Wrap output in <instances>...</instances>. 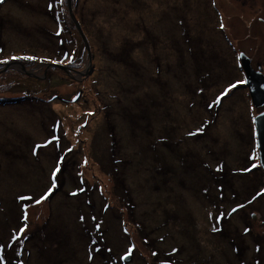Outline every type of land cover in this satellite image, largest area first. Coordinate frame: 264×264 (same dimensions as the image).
I'll list each match as a JSON object with an SVG mask.
<instances>
[{
	"label": "rangeland",
	"instance_id": "1",
	"mask_svg": "<svg viewBox=\"0 0 264 264\" xmlns=\"http://www.w3.org/2000/svg\"><path fill=\"white\" fill-rule=\"evenodd\" d=\"M60 1L0 3L6 76L0 78V249L10 240L13 255L21 257L16 264H124L129 254L126 264H264V173L258 152L256 171H245L244 162L254 146L245 145V136L254 137L256 119L264 114V99L255 105L252 96L264 88L257 77L247 85L240 59L221 43L227 37L235 52L244 48L255 75L264 78V0H65L63 10ZM48 3L60 12L57 29ZM73 17L90 46L84 56ZM69 32L80 48L70 43ZM25 56L37 64L15 58ZM77 65L89 75L80 83L68 76V67ZM18 92L39 100L32 109L6 105ZM58 95L75 97L82 116H62L84 137L68 139L60 129L55 138L46 130L58 117L41 100L61 104ZM86 155L92 165L84 176ZM69 156L73 180L36 204L52 188L57 159ZM78 168L87 178L84 186L73 178ZM234 170L238 175L232 176ZM83 187L86 193L76 194ZM108 203L111 208L101 213ZM46 225L64 231L65 237L48 238L59 241L61 254L30 245L43 239ZM247 225L252 231L243 238ZM224 227L226 235L219 236ZM95 231L110 251L107 260L95 251ZM235 237L245 240L235 242L244 246L242 256L230 241Z\"/></svg>",
	"mask_w": 264,
	"mask_h": 264
},
{
	"label": "trees",
	"instance_id": "2",
	"mask_svg": "<svg viewBox=\"0 0 264 264\" xmlns=\"http://www.w3.org/2000/svg\"><path fill=\"white\" fill-rule=\"evenodd\" d=\"M74 1V0H73ZM76 1V0H75ZM240 8V7H239ZM240 10H241V8H240ZM216 17V19L217 20H219V16H215ZM1 18V17H0ZM1 19H3V18H1ZM217 30H219V31H221V32H223L221 29H219V27L217 26V28L215 29V32H214V34H215V37H216V39H217V36L219 37V39H220V35L217 33ZM226 39V41H227V43H225V42H223L221 39V43H222V46L224 45V46H226V47H228V48H231L232 50H233V55H234V57H235V59H240L239 58V56H240V54H245V55H247V56H249V57H251L250 55H248V53H247V51L244 49V48H241L240 49V51H239V53H237V52H235L234 51V49H233V46H232V43H231V41L226 37L225 38ZM190 41V40H189ZM143 44V41H140V46ZM236 53V54H235ZM252 58V57H251ZM31 63H33V64H37V60H35V59H31V60H29ZM50 63V62H49ZM2 69H3V67H0V78H3V79H5L4 77H6L5 75H3V74H1L2 73ZM158 70H160V67L157 65L156 66V71H157V73H159L158 72ZM243 71V69L241 70V72ZM10 72H12V71H10V70H8L7 71V73H10ZM244 72V71H243ZM21 79L22 80H25V82L28 80V77H25V76H21ZM9 83V85H11V83L10 82H8ZM187 90H188V87H187ZM19 94L17 95L18 97L17 98H15V99H13L12 101H9V102H7L6 103V105H13V103L16 105V106H23V107H29L30 109H32V106H33V104L32 103H35L36 102V100H39V99H37L38 97L36 96V97H30V95L31 94H25V93H20V92H18ZM20 95V96H19ZM203 108H205L207 111H209L210 112V109L212 108V106L210 105V104H207L205 107H203ZM216 110V109H215ZM214 114L213 115H215V112H213ZM45 116H47V118H49V116L48 115H46L45 114ZM162 118H164L163 116H162ZM56 119H58V118H56ZM58 120H60V119H58ZM159 120H161V119H159ZM49 121H50V118H49ZM51 129L54 131V133H55V138H56V135H57V132L59 133L60 132V129H63L62 131H64L63 132V135H65V130H64V128H63V125L62 124H59V123H55V124H53L52 123V125L50 126V128L48 129V128H46V130H49V131H51ZM204 132V135H206V130L205 129H203V131H202V133ZM66 136V135H65ZM55 138H54V140H55ZM238 139H239V137H237ZM55 141H57V140H55ZM244 141V139H240V143L242 144V142ZM57 143L59 144V140L57 141ZM245 145H251V146H253L250 150H249V152H248V154H247V157H246V159L244 160V162H247L248 163V165H247V167L245 168V171H248V170H252V166H253V168L255 169V171L257 170V168L259 167L261 170H262V168H261V165H260V159H259V166L257 165V157H254L255 155H257V152H258V146H257V139H256V133L254 134V137L251 139L250 137H248V136H245ZM237 149H238V147H237ZM73 152V149H69V151H68V154H71ZM258 155H259V152H258ZM86 157H87V155H86ZM71 160V156H69L68 158H65V157H59L58 159H57V166H56V168L57 167H59V169H60V171L58 172V173H56V176H57V179H56V183H57V185H56V187L54 188V189H52L51 190V194L50 195H48V198H53V196L56 194V193H58V191H60L61 189L62 190H65L64 188H65V183H66V181L68 182L70 179L71 180H73L72 178H71V176H72V167H71V165H72V162L70 161ZM256 162V163H255ZM119 162H116V164H118ZM121 163V162H120ZM86 164H87V162H86ZM85 166V165H84ZM83 166V167H84ZM258 166V167H257ZM83 167H82V173H83V175L85 176L86 174H85V170L83 169ZM256 167V168H255ZM55 168V169H56ZM116 168H114V171L116 172V173H118V170H115ZM79 170H80V168H78V171H77V173L76 174H74L73 175V178H75V179H78V183H80L82 186H84L86 183H85V181H86V179L85 178H83L82 176H81V174L79 173ZM55 171V170H54ZM263 171V170H262ZM252 172H253V170H252ZM264 173V172H263ZM248 173H246L245 174V172H243V175H247ZM257 176H256V178H258V179H260V174H256ZM109 176H110V174H109ZM118 180H119V178L117 177V176H113L112 177V182H113V184L116 186V184L118 183ZM121 182V184H122V181H120ZM61 190V191H62ZM49 191V190H48ZM127 194H128V192L127 191H125ZM82 193H86V189L83 187L82 189H79L78 191H77V193L76 194H82ZM108 195V194H107ZM87 196H88V194H87ZM108 197H109V202H113V200H112V197L111 196H109L108 195ZM113 203H115V202H113ZM111 204H106L104 207H103V209H102V211H101V213L103 212H107V210H109L110 208H111ZM80 213V212H79ZM81 213H82V211H81ZM80 213V214H81ZM79 214V215H80ZM93 220L95 221L94 222V224H93V227L95 226V224H96V222H98V220H97V218L96 217H94L93 218ZM222 222H224L225 221V219H223V220H221ZM226 223V222H225ZM77 224L80 226V224L82 225V227L83 228H86V225H85V223H80L78 220H77ZM248 226V228L247 229H249L250 231H243V238L246 236V234H248V232L249 233H251V231H252V227L250 226V225H247ZM218 231H219V235H221V236H224V235H226V232H227V229H226V227H224V228H219V229H217ZM41 232H42V235H43V239L42 240H39V239H33V240H31V242H30V245H33L34 247H36V249L37 250H40V253H46V254H56V255H58V254H61L62 253V251H63V247L60 245V243H59V241H54V240H50L49 241V236L50 235H53L56 239H58L60 236V234H62L64 237H65V234H64V231L62 230V228H57V227H53V226H50V227H48L47 225H46V227L45 228H42L41 229ZM84 232H85V234L88 236V234H90V232H89V228L87 227L85 230H84ZM19 233H21V230H19ZM91 235V234H90ZM125 236H126V238L127 239H129V236L127 235V233H125ZM28 237L29 236H26V239H27V241H29L30 239H28ZM133 240H134V238H133V236H130ZM92 239H93V245H95V246H97V247H95V251L99 254V256L102 258V259H104V260H107L106 258H105V256H106V254H108L107 252H110L109 250H107V251H104V248H102V246H104V245H102V243H101V236L99 235V234H97V231H95V233H93V236L91 237ZM242 237H235V238H231V243L234 245V247H235V249L239 252V254L242 256V249L241 248H244V246H241V248H239L237 245H235V242L237 241V240H239L240 242H241V244H244V242H245V240L243 239ZM47 241V242H46ZM102 245V246H101ZM25 247V250H27L28 249V247L26 246V243H25V240L23 241V243L21 244V248L23 249ZM13 248H15L14 247V245L11 243V241L9 240L8 241V243H7V248H5V250H2V249H0V264H16V263H18V262H20V259H21V257L19 258H16L15 257V255H13ZM111 248V252L113 251L112 250V247H110ZM4 249V248H3ZM11 249H12V251H11ZM180 252V251H179ZM108 255H110V254H108ZM129 255H131V254H129ZM23 256V255H22ZM113 256V255H112ZM131 257H132V255H131ZM118 258V261H121L120 260V258L119 257H117ZM109 260H110V256H109ZM123 260V263L124 264H126V261L124 260V259H122ZM111 261H113V260H111ZM116 261H117V259H116ZM241 262H242V260H241ZM110 264H112V263H110ZM167 264V263H166ZM168 264H178V262H175L174 261V259H169V262H168ZM185 264V263H184ZM260 264V263H259Z\"/></svg>",
	"mask_w": 264,
	"mask_h": 264
},
{
	"label": "bare ground",
	"instance_id": "3",
	"mask_svg": "<svg viewBox=\"0 0 264 264\" xmlns=\"http://www.w3.org/2000/svg\"><path fill=\"white\" fill-rule=\"evenodd\" d=\"M62 52H64V50ZM60 66H63V65L60 64ZM90 69H92V65H91ZM79 86H82V88H87V84H82V85L79 84ZM61 89H62V91L66 90V88L64 86H62ZM79 90L81 91L80 94H83V96H86V93L83 91V89H79ZM60 96L58 95V97H56V99H58ZM41 101H42V103L47 105V107L49 108V111L53 112L58 117V119L61 120L63 128L65 130V135L68 139H71L72 137L74 138L75 135H81L84 137L85 134L84 135L79 134L76 132V130H73L72 126H68L66 124L67 118L65 116H62L63 112L64 113L66 112V114H69V115H71V117H75V118H77L78 116H82L83 111L81 112L80 106L77 104V101L74 98L64 100V98L61 96V102H62L61 104L60 103L50 104L51 103V97L43 98ZM95 107H96L97 112H98L99 111L98 105ZM58 119L53 120V122L59 123L60 121ZM89 122H91V125H93L92 119H90ZM88 126H89V123H88ZM88 126L86 128H88ZM81 130L85 131L84 127H81ZM87 136L89 138V133ZM87 157H89V155H87ZM91 165L92 164H90V157H89L87 160V164L83 167V169L84 170L86 168L90 169ZM85 174H86V171H85ZM96 184H99L100 186H105V184L101 183L99 180H97ZM106 193L109 196H111L109 194L108 189H106ZM219 236H221V235H219Z\"/></svg>",
	"mask_w": 264,
	"mask_h": 264
},
{
	"label": "water",
	"instance_id": "4",
	"mask_svg": "<svg viewBox=\"0 0 264 264\" xmlns=\"http://www.w3.org/2000/svg\"><path fill=\"white\" fill-rule=\"evenodd\" d=\"M74 21L77 27L79 28V24L77 23V20L74 19ZM240 62H241V67L247 76V85L251 84L253 86L252 82L257 77L259 78L258 81H260V87L264 88L263 75L258 72H257L258 75H255L253 68L251 66V61L245 54L240 55ZM252 97L254 100L253 101L254 104L258 105V103H260L259 100L264 99V90L260 88V92L256 94L253 93ZM256 137H257V146H258V151H259L260 163L264 170V114H262L259 118L256 119ZM125 259L130 260V256H127Z\"/></svg>",
	"mask_w": 264,
	"mask_h": 264
},
{
	"label": "snow or ice",
	"instance_id": "5",
	"mask_svg": "<svg viewBox=\"0 0 264 264\" xmlns=\"http://www.w3.org/2000/svg\"><path fill=\"white\" fill-rule=\"evenodd\" d=\"M61 2H62V0H61ZM0 3H3V0H0ZM220 26H221V28H223L224 27V24L221 22V25ZM15 58L16 59H28V60L35 59V57H31V56L15 57ZM232 87L234 88V87H236V85L234 84V85H232ZM228 91H231V88ZM224 95H227V92H225ZM219 101H220V98L218 97L216 99L215 103L218 104ZM196 134H197L196 132L190 133V135H196ZM59 171H60V169H59V167H57L55 169V171L53 172L52 177H51V179H52V188L49 189V191L47 193H45L44 195H42L40 197V199H37L35 201L36 204H41L44 200H46L48 198V195L51 194V190L56 187V179H57L56 173H58ZM73 195H75V193H73ZM20 199H25V198L24 197H20ZM234 211H235V209H234ZM26 219H27V214L25 213V220ZM213 230L215 231V229H213ZM245 231L247 232V231H250V230L249 229H246Z\"/></svg>",
	"mask_w": 264,
	"mask_h": 264
},
{
	"label": "clouds",
	"instance_id": "6",
	"mask_svg": "<svg viewBox=\"0 0 264 264\" xmlns=\"http://www.w3.org/2000/svg\"><path fill=\"white\" fill-rule=\"evenodd\" d=\"M248 7V6H247ZM244 74H245V72H244ZM246 75V74H245ZM263 75V74H262ZM234 171H236V170H234ZM232 172V176H236V174H235V172Z\"/></svg>",
	"mask_w": 264,
	"mask_h": 264
},
{
	"label": "flooded vegetation",
	"instance_id": "7",
	"mask_svg": "<svg viewBox=\"0 0 264 264\" xmlns=\"http://www.w3.org/2000/svg\"><path fill=\"white\" fill-rule=\"evenodd\" d=\"M243 5L247 7V5H245V4H243ZM241 10H243V8H241Z\"/></svg>",
	"mask_w": 264,
	"mask_h": 264
}]
</instances>
